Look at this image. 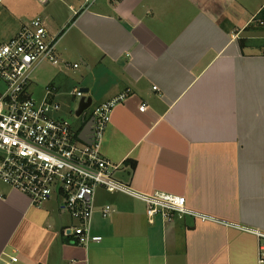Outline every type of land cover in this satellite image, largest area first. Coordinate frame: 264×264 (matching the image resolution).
Listing matches in <instances>:
<instances>
[{
    "label": "crops",
    "instance_id": "crops-1",
    "mask_svg": "<svg viewBox=\"0 0 264 264\" xmlns=\"http://www.w3.org/2000/svg\"><path fill=\"white\" fill-rule=\"evenodd\" d=\"M83 5L57 9L56 27L47 29L41 21L48 38L56 40L59 60V31L74 30L71 47L84 67L80 86L92 103L72 132L80 144L88 143L92 111L127 92L111 112L101 155L117 167L118 182L140 194L185 197L199 219L150 225L140 202L98 190L90 232L102 241L82 247L64 233L75 221L58 196L34 206L0 181L1 259H13L9 264H257L260 242L254 233L264 232V35L251 31L262 30L255 18L264 7L251 13L238 0ZM28 23L0 24V43ZM46 67L55 68L40 69ZM65 72L56 68L36 100L50 87L49 99L59 103L58 77ZM36 86L31 78V97ZM61 112L56 116L65 119ZM107 205L113 212L103 219L100 211Z\"/></svg>",
    "mask_w": 264,
    "mask_h": 264
},
{
    "label": "built area",
    "instance_id": "built-area-1",
    "mask_svg": "<svg viewBox=\"0 0 264 264\" xmlns=\"http://www.w3.org/2000/svg\"><path fill=\"white\" fill-rule=\"evenodd\" d=\"M81 1L85 9L98 2ZM46 64L56 67L61 61L56 53V40L48 38L44 23L38 18L29 21L7 42L0 43V181L26 196L34 206L58 196L63 211L75 221L64 233L82 247L102 241V237L90 232L98 190L140 202L150 225L157 220L170 224L186 216L199 219L186 206L185 197L161 192L140 194L118 182L113 174L117 167L101 155L100 146L111 112L124 102L127 92L92 111L91 138L80 144L72 132V124L56 116L60 105L49 99L53 91L50 87H46L40 102L29 95L31 75ZM71 67L77 69L78 65ZM71 95L77 99L85 97L78 89ZM145 109L143 104L139 111ZM112 212L107 205L101 209V217L107 219ZM254 235L260 242L257 264H264V232ZM1 258L0 264L13 260Z\"/></svg>",
    "mask_w": 264,
    "mask_h": 264
},
{
    "label": "rangeland",
    "instance_id": "rangeland-1",
    "mask_svg": "<svg viewBox=\"0 0 264 264\" xmlns=\"http://www.w3.org/2000/svg\"><path fill=\"white\" fill-rule=\"evenodd\" d=\"M41 0H0V24L1 27L3 24H5L7 21L11 23V25H24L27 23V21H30L35 18H39L41 21L45 23V26L47 29L49 27L53 28L56 27V23L53 20L54 14H56V10L63 8H66V10L70 6H75L76 4L80 3L77 0H46V2H49L47 5H42L40 2ZM240 2H244L248 5L249 11L251 13H254L259 6L264 7V0H238ZM254 11V12H252ZM9 15L10 18L6 19V16ZM56 18V17H55ZM57 21V20H56ZM260 27V26H258ZM264 27V26H263ZM261 31H251L252 34L256 36L264 35V28H261ZM61 34L58 39L59 45H58V52L60 53L61 57L60 60L62 62H69V64H77L78 69H68L63 68V65H59L55 68H43L45 65L38 68L36 71L33 72L31 75L32 80H34L37 83V86L35 87L33 91V98L37 99L42 92L44 88V84L48 80V78L55 73L56 68H61L65 72V74L59 75V82L57 85L62 86V93L60 94V112L62 110V117H65V120L67 119L74 127L78 125V120L76 117L73 116V114L69 113L70 111H74L77 108V105L80 101V99H73L70 96V92L77 88L78 90L81 89L80 82L82 77L84 78L83 71L84 67L80 64V62L75 59L73 49L71 47V44L73 45L72 35L74 33V30H71L70 28H67L61 32L59 31V34ZM85 86V84H84ZM86 96V95H85Z\"/></svg>",
    "mask_w": 264,
    "mask_h": 264
},
{
    "label": "water",
    "instance_id": "water-1",
    "mask_svg": "<svg viewBox=\"0 0 264 264\" xmlns=\"http://www.w3.org/2000/svg\"><path fill=\"white\" fill-rule=\"evenodd\" d=\"M80 91L83 93L84 96L88 92V90L86 88L85 89H81ZM91 103H92V100L89 97L85 96L82 99H80V101H79V103L77 105V108H76V110L74 112V117H76V118L85 117L86 111L90 108ZM92 124H93V120L91 119V123H90L91 127H92Z\"/></svg>",
    "mask_w": 264,
    "mask_h": 264
},
{
    "label": "trees",
    "instance_id": "trees-1",
    "mask_svg": "<svg viewBox=\"0 0 264 264\" xmlns=\"http://www.w3.org/2000/svg\"><path fill=\"white\" fill-rule=\"evenodd\" d=\"M261 23H264V8L259 11L257 17L255 18V24L264 28Z\"/></svg>",
    "mask_w": 264,
    "mask_h": 264
},
{
    "label": "flooded vegetation",
    "instance_id": "flooded-vegetation-1",
    "mask_svg": "<svg viewBox=\"0 0 264 264\" xmlns=\"http://www.w3.org/2000/svg\"><path fill=\"white\" fill-rule=\"evenodd\" d=\"M91 119V118H90Z\"/></svg>",
    "mask_w": 264,
    "mask_h": 264
}]
</instances>
